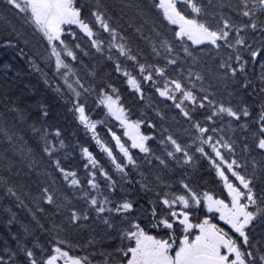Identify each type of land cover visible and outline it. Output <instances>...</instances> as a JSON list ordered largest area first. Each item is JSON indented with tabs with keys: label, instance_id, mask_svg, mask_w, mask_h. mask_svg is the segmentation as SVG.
Returning <instances> with one entry per match:
<instances>
[{
	"label": "snow or ice",
	"instance_id": "obj_1",
	"mask_svg": "<svg viewBox=\"0 0 264 264\" xmlns=\"http://www.w3.org/2000/svg\"><path fill=\"white\" fill-rule=\"evenodd\" d=\"M125 7L135 9L143 20L135 32L150 41V55L156 62L133 50L120 24L122 16H114L103 0H0V19L6 20L10 14L38 37L46 53L41 59L54 66V75L61 77L73 94L71 111L119 174L114 180L85 146L81 147L86 160L83 181L76 170L63 167L57 159V173L79 194L77 199L82 203L74 204L68 197L57 203L56 180L46 183L39 190L35 207L43 214L41 204L55 206L53 215H63V208L67 212L64 220L46 228L37 211H28L37 228L46 233L54 231L57 238L49 240L47 246L34 239L29 246L14 234L15 247L5 241V247L0 248V264H91L87 257L71 255L70 247H64L67 241L59 239L64 225L81 228L89 222L118 233L122 246L116 249V264H264V0L229 3L226 7L231 14L214 12L211 21L205 18L208 13L203 0H143ZM152 12L157 13L156 19L150 18ZM145 24L150 26L148 37L143 36ZM12 32L17 41L29 43L23 31L13 27ZM3 46L19 45L6 39ZM205 50L217 55L207 60ZM86 58L92 61L91 66L84 62ZM255 61L262 69L258 89L247 75L249 63ZM107 64L120 75L137 102L145 100V85H151L163 98L166 108L171 102V109L187 125L182 134L163 127L165 113L158 108L153 110L161 122L159 127L143 113L133 119L120 89L96 70L97 65L102 68ZM80 68L84 69L83 77ZM249 89L253 94L258 91L261 101L256 118L252 106L241 96ZM89 96H94L93 103L104 113L103 119L89 118ZM4 99L6 111L16 114L13 119L24 121V110L9 108L15 101L7 95ZM40 109L38 120L43 125L50 112L45 105ZM172 120L176 122V117ZM109 121L118 122L130 144L106 127ZM98 125L106 127L114 145L100 138ZM29 127L39 135L42 151L52 156L55 144L48 139L52 133L36 123ZM14 135L0 117V136L13 144ZM60 136L57 127L54 138ZM60 145L63 147V140ZM132 150L144 154L142 162ZM27 154L31 157L32 150ZM201 160L209 164L215 182L222 185L219 193L208 187L198 171ZM145 165L147 174L141 171ZM7 167L11 171V162ZM177 172L178 178L170 179ZM136 174L138 181L129 178ZM46 175L52 177V173ZM101 177L103 190L98 183ZM0 181L7 185L9 196L27 207L16 186L5 178ZM125 181L138 183L141 192H152L155 198L141 204L139 197L126 191ZM173 186L175 191L170 190ZM157 188L160 191H155ZM7 210L11 213L10 208ZM217 217L226 228L214 222ZM14 220L12 213L8 223ZM23 230L26 236L31 235L27 226Z\"/></svg>",
	"mask_w": 264,
	"mask_h": 264
},
{
	"label": "trees",
	"instance_id": "obj_2",
	"mask_svg": "<svg viewBox=\"0 0 264 264\" xmlns=\"http://www.w3.org/2000/svg\"><path fill=\"white\" fill-rule=\"evenodd\" d=\"M111 10L112 14L116 17H121L120 24L123 27L124 35L129 38V41L134 51L139 50L143 55L149 57L150 62H156L151 58V45L150 41L141 38L140 34L135 32V28L144 23L142 19L137 15L135 9L125 7V5L132 3H140L143 0H103ZM151 3V0H147ZM208 16L205 17L208 20H212V13L224 11L231 14V10L226 7L227 4L232 3L235 5L237 0H203ZM225 5L224 8H220V5ZM0 12L3 9L0 8ZM135 17V19H133ZM150 18L156 19L157 13L152 12ZM236 17L234 16V19ZM15 27L21 30L25 34V38L29 41L26 45L22 41H17L15 33L12 32V28ZM78 31L77 29H74ZM143 36L148 37L150 35V26L145 24L143 28ZM6 39H12L14 44L18 43V47H4V41ZM186 39V38H185ZM191 44V42H188ZM192 48L197 49L200 46L191 45ZM21 50L23 55H21ZM225 53L221 52V55ZM46 55L45 50L38 42V37L32 33L31 28L22 26V22L14 18L10 14L6 20L0 19V117H3L5 122L11 128L14 135V143L9 144L6 138L0 136V178L7 179L8 183L16 186L18 194L21 199L27 205L22 207L15 197L9 196L6 193L7 185L0 181V248L5 247V241L7 246L15 247L16 241L13 239V235H18L22 238L23 242L28 243L31 246L32 241L38 240L39 243L47 246L49 240L57 238L56 232H43L36 227L32 214L28 211V208H32L33 211H37L35 207V201L39 195V190L45 184H51L52 179L56 180L55 188L57 189V203L64 202V198L68 197L72 203H82L77 199L78 193H75L67 186V183L63 181V178L57 173L54 162L59 159L61 165L70 170H76L78 176L82 179L85 176L84 163L85 158L81 154V147H88L90 151L104 164L109 174L113 176L114 180L119 179V174L115 173L110 162L107 159L106 154L101 153L99 146L95 140L92 139V134L85 129L80 123L76 115L71 111L72 108V92L68 89L67 85H64L63 79L54 75V66L46 64L42 56ZM217 55L216 52L208 53L205 50V59L211 60L212 57ZM35 61V64H32ZM91 66L92 61L87 58L84 61ZM163 62L162 60L160 61ZM123 63V59H122ZM77 67H79L77 65ZM96 70L106 80H110L115 83L116 87L120 89V94L125 101L126 105L131 108L132 118L139 119L141 114H145L147 117L153 119L154 123H157L158 127L161 122L153 109H160L164 111L166 121L163 123V127H170L173 131L182 134V129L187 127L183 120L180 119L177 112L171 109V102H167L168 108L165 107L163 98H160L151 85H145V100L143 102H137V98L130 95V89H128L120 77L119 74L112 71L110 64L103 66L102 68L97 65ZM80 75L84 76V69H79ZM262 69L259 61L250 62L247 67L248 78L254 81L255 87H260L259 77ZM107 74V75H105ZM72 80L69 83H72ZM88 82H92L91 78ZM100 76L96 78V82H99ZM59 85L60 90H57ZM5 95L11 101H15V104H9L11 107H19L24 110L25 120L19 121L15 113L8 112L5 109ZM241 96L245 101L252 106L254 112L259 111L260 98L258 91L253 94V90L249 89L247 94L241 93ZM94 96H89L86 109L87 114L92 120H99L104 118L103 112H98L97 106L93 103ZM45 105L50 112V116L47 122L41 125L38 120L40 116V106ZM176 117V122H173L172 117ZM36 123L37 127L43 126L47 129L51 135L48 139L55 144L54 154L49 156L42 151L43 143L40 140L38 134L33 133L29 125ZM49 125L51 127H49ZM61 129V136L54 138L55 128ZM106 127H111L113 131L120 135L122 140L127 141L130 144V140L123 135V131L120 128L118 122L109 121ZM105 126L98 125L97 132L102 140L109 143L110 146L114 145V141L110 140V136L106 131ZM145 131V128L141 129ZM64 141L63 147L60 145V141ZM155 147L154 144L150 145ZM32 150L31 157L28 156V150ZM114 151H117L114 149ZM133 154L137 156L139 161H143L144 154L139 153V150H132ZM239 151V149H238ZM11 162V171L8 170L7 165ZM29 162H33L34 166L29 167ZM141 171L146 174L149 169L145 165ZM156 171L155 168L152 169ZM198 171L203 175L204 180L207 181L208 187L213 188L216 191L219 190L215 180V174L209 164L206 161H199ZM19 175H16V173ZM46 173H52V177L46 175ZM180 175L177 172L176 177ZM131 179L138 181L139 175L134 177L130 175ZM151 180L152 177L149 176ZM86 183V181H84ZM101 185V189L104 188L103 178L98 181ZM126 191H130L133 197H139L140 203L145 204V201L154 199V193H143L140 191L138 183L128 184L125 181ZM170 190L175 191V186ZM155 191H160L159 188ZM131 198V197H130ZM41 207L45 208L43 214L37 211V218L41 223L45 224L46 228H50L54 222L61 224L64 217L67 215L66 210L63 208L61 211L63 215H53L56 209L55 206H46L41 204ZM11 209V213L7 209ZM15 213V220L9 224L11 214ZM24 226H27L31 232V235L24 233ZM65 231L59 234V239L67 241L64 245L67 249L70 247V254L76 256L87 257L91 264H113L119 257L116 255V249L121 247V241L118 238V233L115 231L106 232L101 225L88 223V226L81 228H70L64 225ZM260 230L257 229V232ZM257 235L256 239H259ZM125 245H128L127 241H124ZM130 246V245H128Z\"/></svg>",
	"mask_w": 264,
	"mask_h": 264
},
{
	"label": "flooded vegetation",
	"instance_id": "obj_3",
	"mask_svg": "<svg viewBox=\"0 0 264 264\" xmlns=\"http://www.w3.org/2000/svg\"><path fill=\"white\" fill-rule=\"evenodd\" d=\"M214 222H219L220 223V225H221V227H227L225 224H224V222H222V221H218V217L216 218V220H214Z\"/></svg>",
	"mask_w": 264,
	"mask_h": 264
},
{
	"label": "rangeland",
	"instance_id": "obj_4",
	"mask_svg": "<svg viewBox=\"0 0 264 264\" xmlns=\"http://www.w3.org/2000/svg\"><path fill=\"white\" fill-rule=\"evenodd\" d=\"M73 28H75V26H73ZM128 138V137H127ZM222 186V185H221ZM66 249H67V247L66 246H64Z\"/></svg>",
	"mask_w": 264,
	"mask_h": 264
}]
</instances>
